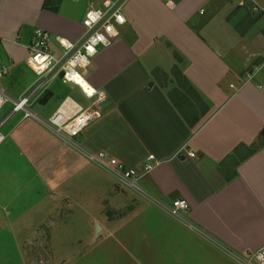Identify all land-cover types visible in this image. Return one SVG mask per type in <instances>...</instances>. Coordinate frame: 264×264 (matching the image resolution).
Wrapping results in <instances>:
<instances>
[{"label":"crops","instance_id":"1","mask_svg":"<svg viewBox=\"0 0 264 264\" xmlns=\"http://www.w3.org/2000/svg\"><path fill=\"white\" fill-rule=\"evenodd\" d=\"M90 2L0 0V64L11 66L8 76H16L21 63L31 69L26 60L36 28L77 40ZM124 12L120 36L100 48L86 72L111 104L78 141L128 167L141 168L153 155L154 169L139 180L147 195L122 187L117 197L113 175L36 119L21 117L2 130L0 218L16 232L22 215L42 210L33 222V236L41 237L55 211L50 208L65 194L85 202L95 192L90 203L120 201L103 226L95 222L80 231L107 260L116 259L104 264H239L232 252L248 255L264 245V0L245 6L239 0H127ZM74 91L84 96L77 85L54 82L48 92L56 94L50 98L55 109L44 118L65 98L75 100ZM25 166L29 176L16 193L21 185L10 181L20 179ZM3 169L13 172L10 181ZM100 185L104 189L92 190ZM180 198L188 201L184 216L196 228L161 207ZM9 205L20 215L14 221Z\"/></svg>","mask_w":264,"mask_h":264},{"label":"built area","instance_id":"2","mask_svg":"<svg viewBox=\"0 0 264 264\" xmlns=\"http://www.w3.org/2000/svg\"><path fill=\"white\" fill-rule=\"evenodd\" d=\"M126 2L127 0H91L82 21L84 31L77 40L62 36L54 37L45 29L36 28L28 45L29 53L26 60L36 74V80L28 92L19 98L9 94L2 83V79L10 74L11 66L0 64V109L6 103H11L13 106L12 112L0 121V144L6 139L2 128L15 114L22 113L23 119H36L66 145L81 150L89 161L113 175L122 186L144 195L146 192L139 180L154 169L155 165L151 162L155 159L153 155L147 158L141 168L128 167L117 158L110 156L108 152L86 151L78 141L85 128L102 117V104L106 100L105 94L93 87L92 92H87L79 80H85L89 86H92L84 76L100 48L112 45L120 36V28L128 21L124 12ZM246 2L247 0H239L242 6H245ZM258 9L260 7H255V10ZM56 81L79 86L84 96L93 101L88 106H83L67 97L48 118L33 112L30 107ZM190 155L195 156L194 153ZM161 207L190 228H196L184 216V211L189 208L186 199H176L170 204H161ZM231 254L239 264H256L255 261L264 264V245L248 255L233 252Z\"/></svg>","mask_w":264,"mask_h":264},{"label":"rangeland","instance_id":"3","mask_svg":"<svg viewBox=\"0 0 264 264\" xmlns=\"http://www.w3.org/2000/svg\"><path fill=\"white\" fill-rule=\"evenodd\" d=\"M240 25L243 26V23ZM0 55L5 57L1 44ZM16 72V76H11L13 73L11 72L10 76L4 77L2 79V83L6 88H8L7 91L9 90V94H11L14 98H19V95L27 87L28 83L36 80V74L24 63H21L20 67L16 68ZM84 77L87 78V76ZM48 91H46L30 107L33 112L42 117L48 115L55 109V105L51 104L54 99L51 100L50 98L56 94H49ZM70 94L83 106H88L90 102L93 101H89L85 96L75 91ZM43 98H46L45 101ZM31 101H33V99ZM44 104L47 105L44 106ZM12 109V104L6 103L0 109V121L8 116L12 112ZM22 115V113L15 114L2 130L6 132L10 129L15 122L22 117ZM1 173L5 175L8 181H10L8 173L13 172L3 169V172ZM19 173L20 175L16 173L14 174L20 176V179L18 178L14 181H10L21 185V188L15 189L16 193H20L21 189L24 188L25 182L23 178L29 176V170L25 166L23 170H19ZM100 182H105V180L101 179ZM97 187L95 186L92 190L99 191L104 189V185ZM122 187L128 189L119 183L115 190L117 197L124 192ZM85 190V194H87L85 198H87L90 188H85ZM68 193L69 194H65V197L60 199L58 204H54L52 208H50V210L55 208V211L54 213H49L46 221L44 222V226H47L49 229H44V236H33L35 233L33 229V222H40V219L44 215L42 210L36 209V211H28L26 212V216L22 215L20 220L17 222L18 230L16 232L13 231L16 228L15 224L12 228H6L2 221V217L0 218V264H104L105 261H116L114 258L107 260L108 258L106 259L105 256L98 252L96 244L94 245V238L88 236V232L80 231L90 228L93 229L95 222L101 223L103 226L107 215L109 216L115 213L113 211V205L118 207V204L120 203L119 199L117 198V201L112 200L113 203H111L112 198L106 199L105 197L99 199L96 203H90L89 198H95L97 193L91 192L89 194V198L85 202L83 201L85 200L84 198L76 200L72 191ZM16 196L19 197V194H16ZM23 198V196L19 197V203L23 202ZM36 205H39L38 207L43 210H45V207H48L46 204ZM15 207L16 205H9L10 210H13L14 213L11 216L12 219L8 216L10 217V221H14L17 216H20L16 214ZM1 214L3 213L1 212ZM90 215L91 217H89ZM4 219L5 221L7 220L5 215ZM28 227L32 228L28 231H22ZM64 227L66 229H64ZM27 232L29 236H27ZM255 263L259 264L257 261H255Z\"/></svg>","mask_w":264,"mask_h":264},{"label":"trees","instance_id":"4","mask_svg":"<svg viewBox=\"0 0 264 264\" xmlns=\"http://www.w3.org/2000/svg\"><path fill=\"white\" fill-rule=\"evenodd\" d=\"M178 69H176V71H177ZM183 82H185L186 84H187V88L189 89V92H191L194 96H195V98H196V92H195V89H194V87L190 84V82L188 81V79L186 78V77H183ZM45 99L46 98H43V100L45 101ZM200 101H202L201 99H200ZM201 105V104H200ZM179 106H181V104H178V107ZM206 109H207V107H205V109H203V111L205 112L206 111ZM192 124H194V120L192 121Z\"/></svg>","mask_w":264,"mask_h":264},{"label":"bare ground","instance_id":"5","mask_svg":"<svg viewBox=\"0 0 264 264\" xmlns=\"http://www.w3.org/2000/svg\"><path fill=\"white\" fill-rule=\"evenodd\" d=\"M80 84H82L85 88L87 92H92V86H89V84L87 82H85V80H79Z\"/></svg>","mask_w":264,"mask_h":264},{"label":"water","instance_id":"6","mask_svg":"<svg viewBox=\"0 0 264 264\" xmlns=\"http://www.w3.org/2000/svg\"><path fill=\"white\" fill-rule=\"evenodd\" d=\"M111 104V101H105L103 104H102V109H106L109 105Z\"/></svg>","mask_w":264,"mask_h":264}]
</instances>
